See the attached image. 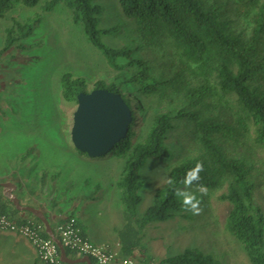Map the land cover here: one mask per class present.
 Returning a JSON list of instances; mask_svg holds the SVG:
<instances>
[{"label":"trees","instance_id":"trees-1","mask_svg":"<svg viewBox=\"0 0 264 264\" xmlns=\"http://www.w3.org/2000/svg\"><path fill=\"white\" fill-rule=\"evenodd\" d=\"M117 2L126 20L102 26L105 7L97 0H0V70L12 50L31 47L25 40L34 34L45 13L58 5L66 7L71 20L82 27L116 72L114 80H98L94 88L119 93L132 112L129 135L114 148L126 160L118 181L126 221L120 230L119 258L155 264L144 228L149 221L169 218L183 209L175 190L188 176L208 202L215 191L222 190L219 199L230 205L226 230L242 244L250 264H264V210L255 199L256 167L228 147V143L237 145L251 136L256 144L264 145V0ZM238 23L244 26L240 28ZM126 27L138 36V46L106 40L125 32ZM143 48L147 53L139 54ZM61 90L65 100L77 104V95L90 88L84 76L66 71L61 75ZM175 99L180 100L179 106ZM170 133L183 137L179 141L188 154L171 147ZM133 134L135 140H131ZM150 158L169 163V180L155 202L139 215V170ZM201 162L202 171L197 168ZM190 172L199 178L192 179ZM17 184L22 187L20 180ZM0 212L17 223L44 224L31 211L19 210L2 185ZM56 226L52 224L55 231ZM66 250L71 255L82 254ZM162 261L225 264L214 253L193 248Z\"/></svg>","mask_w":264,"mask_h":264},{"label":"rangeland","instance_id":"rangeland-1","mask_svg":"<svg viewBox=\"0 0 264 264\" xmlns=\"http://www.w3.org/2000/svg\"><path fill=\"white\" fill-rule=\"evenodd\" d=\"M97 2L105 7L102 26L126 20L117 0ZM237 26L241 28L244 23ZM106 40L115 45L139 44L130 27ZM25 44L31 47L12 50L0 70V182L15 178L28 182L31 188L39 187L43 180L52 188L68 186L70 192L81 196L79 213L94 237L99 243L109 241L115 245L126 224L118 184L126 160L119 156V148L92 157L74 146L70 128L77 104L63 98L61 75L72 71L76 76H84L91 90L98 80H114L116 72L108 67L102 52L87 39L82 27L71 20L63 5L44 14ZM147 50L143 48L138 53L144 55ZM179 99H175V106L181 104ZM179 138L183 139L170 133L171 147L177 153L182 149L188 154ZM135 139L133 134L131 140ZM188 143L192 141L189 139ZM228 147L255 165V199L264 210V145L256 144L251 136L237 145L228 143ZM168 168L169 163L156 158L148 159L140 168L139 215L155 202L168 182ZM179 188H184V184ZM188 190L199 201V214L182 209L169 218L149 221L144 228L145 242L155 264H171L162 259L187 248L212 252L225 264H250L242 244L225 228L230 205L219 199L222 190L215 191L209 202L201 189L191 184Z\"/></svg>","mask_w":264,"mask_h":264},{"label":"water","instance_id":"water-1","mask_svg":"<svg viewBox=\"0 0 264 264\" xmlns=\"http://www.w3.org/2000/svg\"><path fill=\"white\" fill-rule=\"evenodd\" d=\"M132 112L121 95L107 88H93L77 95V105L73 112L70 134L74 146L89 156L96 157L113 150L117 144L129 135ZM5 195L19 210H29L45 224L46 230L57 242L61 257L66 263L94 264L89 255L73 259L68 256L65 246L43 210L25 205L14 189V181H1Z\"/></svg>","mask_w":264,"mask_h":264},{"label":"crops","instance_id":"crops-1","mask_svg":"<svg viewBox=\"0 0 264 264\" xmlns=\"http://www.w3.org/2000/svg\"><path fill=\"white\" fill-rule=\"evenodd\" d=\"M5 179H7L5 177ZM7 180L14 181L16 184L18 180L15 178H8ZM22 187L14 189L15 193L25 205H30L43 210L51 225H58L63 219L70 215L76 216L83 224L87 237L93 242L109 247L112 250L118 251L120 243L115 245L109 241L99 243L89 225L81 218L79 213L80 204L78 199L81 197L74 192H70L68 186L52 188L50 185L42 184L37 188H31L28 182L20 180ZM55 231V230H54ZM56 236L59 238L57 226L55 231ZM68 253V252H67ZM68 256L73 259L80 258L84 254ZM0 264H46L38 255L37 249L31 240L18 232L5 230L0 228ZM68 264H82V263H68ZM86 264V263H83Z\"/></svg>","mask_w":264,"mask_h":264},{"label":"built area","instance_id":"built-area-1","mask_svg":"<svg viewBox=\"0 0 264 264\" xmlns=\"http://www.w3.org/2000/svg\"><path fill=\"white\" fill-rule=\"evenodd\" d=\"M0 228L15 231L28 237L37 249L40 259L46 264H66L61 257V252L55 239L50 235L46 236L44 234V231L47 232L45 224L34 222L17 223L6 214L0 212ZM57 232L65 248L89 255L97 264H136L133 258H119L118 251L97 244L89 237L83 235L75 216L58 224Z\"/></svg>","mask_w":264,"mask_h":264},{"label":"clouds","instance_id":"clouds-1","mask_svg":"<svg viewBox=\"0 0 264 264\" xmlns=\"http://www.w3.org/2000/svg\"><path fill=\"white\" fill-rule=\"evenodd\" d=\"M199 170H203L202 162L197 165ZM189 176H192V179H198V175H192V172L189 173ZM184 184V188H177L175 190V194L177 197L181 198L182 207L185 211H190L193 214H199V201L196 200L195 194L190 192L188 189L191 187V181L189 180L188 176L185 177V180L182 181Z\"/></svg>","mask_w":264,"mask_h":264}]
</instances>
